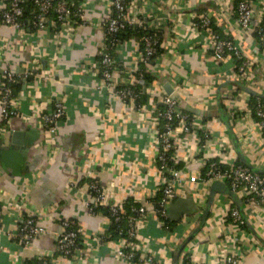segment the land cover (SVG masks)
<instances>
[{"label": "crops", "instance_id": "obj_1", "mask_svg": "<svg viewBox=\"0 0 264 264\" xmlns=\"http://www.w3.org/2000/svg\"><path fill=\"white\" fill-rule=\"evenodd\" d=\"M128 1L162 38L163 52L154 61L135 64L133 55L138 44L134 39L125 40L114 49L115 61L121 64L123 72L130 75L142 66L146 73L152 74V84L160 91L165 92L163 82L169 84L180 110L218 121L203 151L192 138H181L177 166L186 172L203 174L211 160L236 164L239 160L232 142L235 141L238 154L255 170L264 171V133L250 113L251 95L245 92L264 97V43L257 41L254 34L245 36L239 31L235 15L228 11L235 1ZM248 1L254 25L261 20L264 0ZM81 3L91 25H81L70 32H58L56 25L38 31L30 22L25 35L20 36L0 24V68L31 73L30 81L21 83L20 90L14 92L20 102L21 116L8 121L0 117V125L5 127L0 135L2 143L8 141L12 131L25 133L30 140L20 176L13 175L0 162V264H24L26 260L42 257L51 264H83L61 258L56 252V237L61 232V220L75 221L86 239L104 235L109 229L106 217L89 212L92 177L108 190L113 200L124 203L131 198L145 206L148 214L140 229L143 253L154 255L158 264H223L222 257L233 235L224 215L235 205L221 194L214 195L205 224L180 254L177 250L200 225L211 185L195 184L181 190L178 199L191 198L197 210L174 222L171 231L160 229L152 218L147 197L159 184L153 128L138 113L125 110L92 67L105 43L102 23L107 18L110 0ZM5 8L6 0H0V12ZM204 14L210 16L216 28L212 32L230 40L245 58L253 60L247 80L237 78L236 61L232 57L223 62L214 61L209 35L191 29L192 17ZM160 101L158 93L155 108L162 106ZM55 102L63 103L64 117L57 125V151L49 163L51 152L43 144L44 130L35 112L49 110ZM219 108L231 132L220 119ZM199 190L203 191L202 196L193 197ZM236 198L248 224L264 241V201L257 206L241 194ZM17 202L22 203L25 214L42 212L46 216L40 222L45 234L27 246H19L14 238L19 223L12 208ZM247 231L246 246H237L238 251H244L242 264H264V246ZM86 254L89 264H132L117 259L112 249L104 245Z\"/></svg>", "mask_w": 264, "mask_h": 264}, {"label": "built area", "instance_id": "obj_2", "mask_svg": "<svg viewBox=\"0 0 264 264\" xmlns=\"http://www.w3.org/2000/svg\"><path fill=\"white\" fill-rule=\"evenodd\" d=\"M24 3L25 0H6V8L0 12V24L14 30L20 36L25 35L26 29L24 24L20 22ZM34 5L37 15L32 21V25L38 31L56 25L58 32L61 30L70 32L81 25H91V22L85 16L82 3L75 13L70 11V6L63 0H59L56 4H53L51 0H34ZM135 7L128 0H110L107 6V18L102 23L106 35L105 43L96 55L92 67L97 69L105 87L113 91L125 110L138 113L142 116L144 122L149 121L152 125L155 136L154 146L156 148L155 162L157 163L159 178L158 187L147 197V204L151 208L152 218L157 221L160 229L167 231L168 229L164 225V221L167 219V207L178 199L183 188H189L195 184L209 187L215 182H222L236 195L241 194L247 202L259 206L264 201V178L251 172L243 165H230L226 160L221 162L211 160L207 162L203 174L200 171L192 173L186 172L183 168H175L177 165V148L181 138H192L195 145L203 151L206 149V142L211 139L210 135L214 132V125H217L218 121L186 114L178 108L176 96L163 93L157 85L152 83L145 87V94L148 96L146 104L138 102L140 96L132 87L137 86L143 80V74L139 72L140 69L136 67L135 72L126 75L121 64L116 62L107 51L109 46L114 49L118 46L116 42H110L108 46L107 36L114 37L115 34L127 26H143L142 18L137 14ZM231 7L228 11L233 14ZM50 12L55 14V19L50 17ZM252 12L249 1L240 0L236 7V26L243 35L250 36V34L255 33L264 43V7L261 8L260 12L261 20L254 25L252 24ZM210 26L211 19L208 14L193 16L190 23V27L194 32L198 34L206 32L209 35L212 59L223 62L232 57L236 62H239V65L236 63L237 78L242 81L247 80L253 66V60L245 58L231 41L220 39L212 32ZM143 42V51L137 45L133 55L135 64L138 62L145 63L150 58L154 60L157 58L156 41L153 38H145ZM136 73H138L137 76ZM30 77L31 73L28 70H24L22 73H14L6 67L0 68V117L3 121L21 116L20 102L16 99L12 86L17 83H27ZM158 93L161 94L160 102L164 107L163 110H158L154 106ZM35 115L42 123L44 130L43 144L51 152L48 162L52 163L57 151V125L64 117L63 103L55 102L49 110H37ZM255 115L258 118L257 127L264 133V105L259 104ZM3 132H5V127L0 125V135ZM196 134L199 136H194ZM200 134H202V137ZM168 154H171L170 160L173 161V166L168 165ZM89 190L92 196L89 212L95 214L92 212V208L95 207L108 208L113 220L115 222L120 221L121 216L124 214L123 202L113 200L108 190L101 187L94 180V177L89 182ZM200 190L196 191L193 197L200 196L203 192ZM158 194L161 195V199L155 205L151 201ZM135 202L139 203L140 207L135 210V216L128 219V230L125 236H119L115 240L102 241L101 236L103 234L86 239L81 234L75 221L61 220V232L56 237V252L68 262L89 264L86 252L97 250L104 245L112 249L117 259L132 264H158L154 255L143 253L140 229L148 212L143 204L138 201ZM12 210L15 211L19 223L17 233L14 235L19 246H27L36 237L45 234V229L40 223L41 219L46 217L42 212L25 214L21 202H17ZM224 217L229 220L233 235L228 241L229 246L222 257V263L242 264L244 251H238L237 246L242 248L246 246L245 232L241 229L244 222L235 207L228 208ZM108 221L110 222L109 219ZM38 264H51V261H48L46 257H42Z\"/></svg>", "mask_w": 264, "mask_h": 264}, {"label": "trees", "instance_id": "obj_3", "mask_svg": "<svg viewBox=\"0 0 264 264\" xmlns=\"http://www.w3.org/2000/svg\"><path fill=\"white\" fill-rule=\"evenodd\" d=\"M239 1L240 0H236L235 3L233 4V6L231 7V11H232L233 15H235V16H236V7H237V4ZM51 2L53 4H56L58 2V0H51ZM66 2H68L67 4L70 6V8H69L70 11L72 13H75L78 10V7L81 4L82 0H73L72 2H70L69 0H66ZM36 15H37V11H36V8L34 5V0H25V3L23 5V14H22V17L20 18V22H22L26 28L28 26V23L32 22L35 19ZM49 15L51 18L55 19V14L50 12ZM141 21L143 24L142 27L127 26L125 29H123L120 32H118L117 34H115L114 37L107 36L108 46L110 45V42H116L117 45H119L121 42H123L125 40L134 39L135 42L138 44L139 49L141 51H143V49H144L143 40L145 38H151V39L153 38L156 41V45H155L156 56L157 57L160 56L163 52L162 47H161L162 38L159 35L155 34V32H153L154 31L153 29L148 27V20L146 21L144 19H141ZM30 27H33V26L30 25ZM210 28L214 32L216 31V28H214V26L212 24H211ZM55 30H57V29H55ZM217 34L216 35L220 39L228 40L227 38L223 37L218 32H217ZM254 37L257 41H259L260 43H263V42H261L260 37L257 34L254 33ZM228 41H230V40H228ZM107 51L112 56V58L115 60L116 56L114 54V48L109 46L107 48ZM150 61H154V59L150 58V60H148L147 62H150ZM147 62H145V63H147ZM236 63H237V65H239V62H236ZM139 72H141L143 74V80L140 84H137V86L132 87V89H134V91L137 94H139V96H140L138 102L140 104H146V102L148 100V96L145 94V87L150 85L154 81V78H153L152 74L146 73L142 66L140 67ZM138 73H136L135 75L137 76ZM29 81H30V79L27 81V83ZM20 87H21L20 83L14 84L12 86L13 92L19 91ZM259 104L264 105V99L252 97V96L249 98L248 107L250 109V113L252 114L253 118L256 121H258V118L256 117L255 113H256V109L258 108ZM222 107H223V104H221V108ZM163 109H164L163 106L158 107V110H163ZM186 114L193 115L192 113H188V112ZM200 136L202 137V134H200ZM167 157H168V165L173 166V161L170 160L171 154H168ZM236 164L242 165V164H240L239 161H237ZM175 168H179V166L176 165ZM260 176L262 178H264V175H260ZM160 199H161V195L158 194L156 196V198L153 199L151 202L153 204L157 205L158 202L160 201ZM139 207H140V204L133 201V199H131V198L126 199L125 202L123 203L124 214L121 216V219L118 222H115L113 220L111 212L108 208H103V207L92 208L93 213H95V214L99 213V214L103 215L104 217H106L110 220L109 229L105 232L104 235L101 236L102 241L115 240L119 236H125L126 231L128 230V219L135 216V210L138 209ZM228 222H229V220H228ZM164 225L166 226V228L168 230L171 231L173 228H175L176 224L172 223L168 219H166L164 221ZM241 229L245 233H248L245 224H243L241 226ZM40 260H41V258L26 260L24 264H38L40 262Z\"/></svg>", "mask_w": 264, "mask_h": 264}, {"label": "water", "instance_id": "obj_4", "mask_svg": "<svg viewBox=\"0 0 264 264\" xmlns=\"http://www.w3.org/2000/svg\"><path fill=\"white\" fill-rule=\"evenodd\" d=\"M163 90L167 95H171L173 91L171 90V87L169 84L162 83ZM246 93H248L251 96H255L257 98L264 99L263 96L257 95L256 93H253L251 91L245 90ZM220 111V119L223 123L226 124L228 127L229 132H231V128L228 125L227 118L222 114L221 108H219ZM204 116L206 114L204 113ZM207 117V116H206ZM231 134V133H230ZM232 135V134H231ZM233 137V136H232ZM9 138V139H8ZM8 141L5 143H2V140L0 139V162H2L6 167H9L12 170L13 175H21V166L23 165V158L27 156L28 149L30 147V140L25 136V133L19 132V131H12L11 134L8 135ZM234 147V150L236 151V154L238 156V160L240 164H242L244 167L249 169L251 172H254L259 175H263L264 171L261 170H255L251 165H249L244 157L240 154H238V149L236 147L235 141H232ZM215 194H221L225 197H228L233 204L235 205V208L240 213V216L246 226V228L251 231L252 235L254 236L255 240H257L261 245L264 246V241L253 231V229L250 227V225L247 222V219L244 215L243 210L241 209L239 202L237 201L236 194L232 192L227 185H225L222 182H215L210 186V194L209 198L207 200L206 206L204 208V212L202 215V219L200 222V225L198 228H196L191 236L187 238L182 244L178 247V254L182 251L184 246L193 239V237L196 235L200 227L205 224V221L207 220V217L209 215L210 207L213 203L214 195ZM197 210V207L195 206L193 200L191 198H181L175 200L172 204H170L167 207V219L174 223L178 222L182 217L191 215L194 211ZM176 264V263H175Z\"/></svg>", "mask_w": 264, "mask_h": 264}]
</instances>
